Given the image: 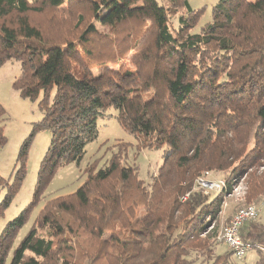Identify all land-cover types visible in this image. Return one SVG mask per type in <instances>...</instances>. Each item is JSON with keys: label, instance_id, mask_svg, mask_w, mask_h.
<instances>
[{"label": "trees", "instance_id": "16d2710c", "mask_svg": "<svg viewBox=\"0 0 264 264\" xmlns=\"http://www.w3.org/2000/svg\"><path fill=\"white\" fill-rule=\"evenodd\" d=\"M167 1L0 0V68L21 63L13 87L43 115L13 183L0 175V217L26 178L34 135H52L33 201L0 234V264H231L235 253L218 251L215 230L227 196L246 181L245 206L264 201V0H220L199 32L203 10ZM46 12L73 16V27L46 34L28 18ZM121 45L132 54L122 63ZM112 108L137 154L166 150L157 174L146 184L129 162L132 146L117 143L75 193L45 204L16 245L58 169L82 162ZM5 116L0 102V124ZM6 144L0 126V151ZM207 174L221 175L225 191L199 188ZM240 229L264 264L260 218Z\"/></svg>", "mask_w": 264, "mask_h": 264}, {"label": "rangeland", "instance_id": "374dc122", "mask_svg": "<svg viewBox=\"0 0 264 264\" xmlns=\"http://www.w3.org/2000/svg\"><path fill=\"white\" fill-rule=\"evenodd\" d=\"M160 4L165 7H170L167 0H158ZM194 10H203L201 20L195 32H199L201 27L205 26L211 21L213 7L218 4L220 0H188ZM67 15V13H64ZM61 14L54 15L53 12H46L41 15L30 14L29 20L33 25L42 29L46 34L56 37H63L67 31L73 27L74 17L67 16L60 17ZM177 16L173 18L176 21ZM60 27L63 31H60ZM100 30L105 33H110L109 29L100 27ZM130 46H119L123 48L116 52L117 56H122L118 60L120 63L130 59L128 54ZM21 73V63L18 61H10L0 68V102L6 110V116L1 122L0 126L7 137V144L0 151V175L6 180L8 185L13 183L15 169H18V156L24 142L29 138L33 132L34 124L42 120V113L39 109V101H32L23 99L19 93L14 89L13 83ZM110 117L98 120L99 136L96 141L89 144L86 149V155L82 162L78 164H71L58 169L54 179L48 185L46 193L39 203L36 211L33 212L28 224L20 231L17 237L16 245L29 232L34 224L35 219L39 216V211L43 209L45 204L51 199L75 193L85 182V170L88 165L99 159L100 166H103L111 157L112 152L117 151L116 144L119 142L129 143L132 147L129 151V162L135 163L139 170L140 179L146 184H149L152 177L157 174L159 168L163 163V155L166 150H144L137 154L135 150L136 138L125 131L119 124L116 116L117 111L110 109L107 111ZM33 138L27 158V174L23 185L19 192L14 197L11 206L0 217V234L5 225L17 217L34 198L35 188L38 180V173L40 171L41 163L44 160L46 153L50 147L52 135L49 131L38 132ZM223 179L221 175L209 176V179ZM8 191V187H0V204L4 200ZM244 192V193H243ZM234 196L227 197L225 206L223 207L219 221L216 224V229L221 232L222 227H225L231 217L243 206L248 204L247 193L248 188L246 181H241L234 189ZM255 206L259 207V218L264 224V204L260 202H253ZM221 245L218 251L227 249L226 246ZM256 250H249L243 259H238L236 255L231 257V264H256L259 258Z\"/></svg>", "mask_w": 264, "mask_h": 264}, {"label": "built area", "instance_id": "2783aa9c", "mask_svg": "<svg viewBox=\"0 0 264 264\" xmlns=\"http://www.w3.org/2000/svg\"><path fill=\"white\" fill-rule=\"evenodd\" d=\"M210 174L200 178L197 183L199 188L203 189L205 193L225 191L226 182L222 179H209ZM244 193V192H243ZM234 192L227 197L234 196ZM264 204V201H263ZM225 206V204H224ZM259 207L255 205L244 206L239 209L230 219L228 224L223 228L218 236V242L232 250L238 259H243L251 247L246 245L241 238V229L247 222L255 220L259 217Z\"/></svg>", "mask_w": 264, "mask_h": 264}]
</instances>
